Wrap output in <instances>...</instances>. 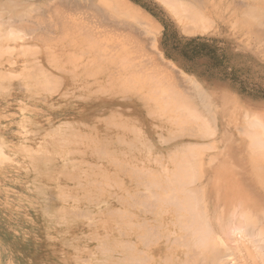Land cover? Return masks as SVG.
Wrapping results in <instances>:
<instances>
[{
  "label": "rangeland",
  "instance_id": "1",
  "mask_svg": "<svg viewBox=\"0 0 264 264\" xmlns=\"http://www.w3.org/2000/svg\"><path fill=\"white\" fill-rule=\"evenodd\" d=\"M245 199L264 213V0H0V264H264L261 219L217 226Z\"/></svg>",
  "mask_w": 264,
  "mask_h": 264
},
{
  "label": "bare ground",
  "instance_id": "2",
  "mask_svg": "<svg viewBox=\"0 0 264 264\" xmlns=\"http://www.w3.org/2000/svg\"><path fill=\"white\" fill-rule=\"evenodd\" d=\"M254 1V0H253ZM169 4V3H168ZM170 5V4H169ZM254 6V5H253ZM208 7V6H207ZM205 11V10H204ZM207 11V10H206ZM208 11H210V9H208ZM257 12V11H256ZM197 13V12H196ZM200 13H202L201 11H200ZM209 13V12H208ZM211 13V12H210ZM216 13V12H215ZM207 14V13H206ZM202 15V14H201ZM209 15V14H208ZM207 15V16H208ZM211 15H212V13H211ZM263 15V14H262ZM211 18V17H210ZM187 20V19H186ZM191 20H192V18H191ZM190 21V20H189ZM250 21V20H249ZM203 24H205V23H203ZM79 51V50H78ZM79 55V54H78ZM75 60H76V58H75ZM79 61V60H78ZM75 63V62H74ZM80 64H82V63H80ZM83 65V64H82ZM77 66H79V65H77ZM76 67V66H75ZM83 67V66H82ZM77 69V68H76ZM75 69V70H76ZM85 70V69H84ZM86 70H88V69H86ZM81 72V71H80ZM87 72V71H86ZM85 73V72H84ZM91 73V72H90ZM95 73V72H94ZM81 74V73H80ZM88 74V73H87ZM96 74V73H95ZM83 76H84V74H83ZM82 76V77H83ZM86 77V76H85ZM76 79H77V77H76ZM81 79V78H80ZM74 80V79H73ZM92 81V80H91ZM84 84V83H83ZM92 85V84H91ZM94 85V84H93ZM82 86V85H81ZM78 87V86H77ZM83 88H87V87H83ZM173 101V100H172ZM122 119V118H121ZM124 119V118H123ZM125 122H126V120H125ZM128 123V122H127ZM127 125V124H126ZM95 128H97V127H95ZM104 128V127H103ZM126 129V128H125ZM124 128H123V130H125ZM121 130V129H120ZM130 130V129H129ZM93 131V130H92ZM97 131H98V129H97ZM105 132H107V130H104ZM103 131V132H104ZM131 131V130H130ZM65 132V131H64ZM109 132V131H108ZM113 132V131H112ZM127 132V131H126ZM86 133V132H85ZM98 133V132H97ZM110 133V132H109ZM62 134H64V133H62ZM91 134V133H90ZM103 135H104V133H102ZM106 134V133H105ZM111 134V133H110ZM127 134V133H126ZM128 135V134H127ZM130 135V134H129ZM63 136H66V135H63ZM98 136V135H97ZM108 136H109V134H108ZM60 137H61V135H60ZM67 137V136H66ZM70 137V136H69ZM88 137V136H87ZM63 138V137H62ZM68 138V137H67ZM71 138V137H70ZM107 138V137H106ZM114 138V137H113ZM132 138H134V137H132ZM60 139V138H59ZM64 139H66V138H64ZM69 139V138H68ZM70 140V139H69ZM72 140V139H71ZM75 140H78V139H75ZM87 140V139H86ZM74 141V140H73ZM80 141V140H79ZM89 141V140H88ZM94 141V140H93ZM106 141V140H105ZM54 142V141H53ZM69 142V141H68ZM135 142V141H134ZM54 143H56V142H54ZM65 143V142H64ZM74 143V142H73ZM96 143V142H95ZM94 143V144H95ZM86 144H87V142H86ZM92 144V143H91ZM90 144V145H91ZM56 145V144H55ZM55 145H54V147H55ZM69 145V144H68ZM76 145H78V144H76ZM89 145V144H88ZM89 145V146H90ZM51 146H53L52 145V143H51ZM70 146V145H69ZM69 146H67V147H69ZM73 146H75V144H73ZM72 146V147H73ZM81 146V145H80ZM58 147V146H57ZM78 146H76V148H77ZM53 148V147H52ZM91 148V147H90ZM68 149V148H67ZM70 149V148H69ZM81 149V148H80ZM83 149H85V147L83 148ZM55 151H56V149H54ZM101 150V149H100ZM131 150V149H130ZM85 151V150H84ZM99 151V150H98ZM61 152V151H60ZM63 152V151H62ZM66 152V151H65ZM80 152V151H79ZM78 151H77V153H76V151H75V155L76 156H78V153H79ZM82 152H83V150H82ZM82 152H80V153H82ZM133 152V151H132ZM131 152V153H132ZM72 153H73V151H72ZM84 153V152H83ZM95 153V152H94ZM127 153V152H126ZM129 153V152H128ZM62 154V153H61ZM65 154V153H64ZM67 154V153H66ZM65 154V155H66ZM71 154V153H70ZM69 154V155H70ZM87 154H89V153H87ZM130 154V153H129ZM83 155V154H82ZM82 155H81V157H82ZM85 155V154H84ZM92 155V154H91ZM90 155V156H91ZM106 155H108V154H106ZM123 155V154H122ZM131 155V154H130ZM88 156V155H87ZM98 157H99V154L97 155ZM104 156V155H103ZM102 156V157H103ZM127 156V155H126ZM79 157H80V155H79ZM98 157H96V158H98ZM111 157V156H110ZM128 157V156H127ZM60 158V157H59ZM83 158V157H82ZM91 158V157H90ZM89 158V159H90ZM102 159V158H101ZM83 160V159H82ZM92 160V159H91ZM96 160V159H95ZM98 160V159H97ZM96 160V161H97ZM181 160V159H180ZM84 161V160H83ZM94 161V160H93ZM102 161H104V159L102 160ZM127 161V160H126ZM129 161V160H128ZM127 161V162H128ZM122 162V161H121ZM154 162V161H153ZM179 162H182V161H179ZM85 163H87V162H85ZM110 163V162H109ZM173 163V162H172ZM183 164H181L182 166L184 165V166H186V165H188L187 163L185 164L184 162H182ZM83 164V163H82ZM98 164V163H97ZM104 164V163H103ZM144 164V163H143ZM177 164V163H176ZM106 165V164H105ZM111 164H109V166H110ZM114 165V164H113ZM139 165V164H138ZM172 165V164H171ZM180 165V164H179ZM179 165H176L177 166V168L178 169H180L179 167L181 166H179ZM208 165V164H207ZM85 166V165H84ZM87 166V165H86ZM89 166V165H88ZM102 166H104V165H102ZM144 166V165H143ZM152 166H153V163H152ZM188 166H190V164L188 165ZM200 166H202V165H200ZM93 167V166H92ZM156 167V166H155ZM192 167H193V164H192ZM195 167V166H194ZM197 167V166H196ZM106 168V167H105ZM174 168H176V167H174ZM166 169V168H165ZM164 169V170H165ZM189 169H192L191 168V166H190V168ZM189 169H187L186 171L188 172L189 171ZM198 169V168H197ZM197 169H194V170H197ZM85 170V169H84ZM147 170V169H146ZM146 170H145V173H146ZM194 170H193V172H194ZM201 170V169H200ZM92 171V170H91ZM112 171V170H111ZM166 171V170H165ZM172 171H174V170H171V172ZM90 172V171H89ZM160 172V171H159ZM166 172H168V171H166ZM170 172V171H169ZM176 172V171H175ZM175 172H174V174H175ZM177 172H178V170H177ZM186 172V173H187ZM202 172V171H201ZM43 173V172H42ZM136 173H138V172H136ZM144 173V172H143ZM158 173V172H157ZM173 173V172H172ZM196 173V172H195ZM107 174H108V172H107ZM142 174V173H141ZM168 174H170V173H168ZM167 174V175H168ZM174 174H171L170 176H169V179H177V177H176V175H175V177H173V175ZM193 175V173H187V175ZM197 174V175H196ZM196 174H194L195 176H198V173H196ZM164 175L165 176H167L166 175V173H164ZM182 175H184V173L182 172ZM190 176L189 177V179L191 178V177H195V176ZM102 176V175H101ZM180 177H181V174L179 175ZM178 176V177H179ZM185 176V175H184ZM150 176H148V178H149ZM164 177V176H163ZM172 177V178H171ZM180 177H179V179H180ZM186 177V176H185ZM184 177V178H185ZM199 177V176H198ZM93 178V177H92ZM95 178V177H94ZM110 178V177H109ZM128 178V177H127ZM167 178V177H166ZM183 177H182V179H184ZM119 179V178H118ZM163 179H165V177L163 178ZM175 180L174 182L172 181V180H170V183L169 182H160V183H157V184H155V188H154V190L156 191L155 193H154V203H156L155 205H156V209H158L157 211H158V214H159V212H160V214L161 213H164V211H165V209H166V206H163V205H170V204H164V202L165 201H167V200H175V198L173 199V198H170V196L167 198V197H163V194H166V195H169V192H170V188L169 187H173V188H175L176 189V191L178 190H180L181 189V187L183 188V184L185 183H183L182 184V179L181 180ZM186 179V178H185ZM86 180V179H85ZM90 179H87V181H89ZM100 180H103V179H101V177H100ZM123 180V179H122ZM131 180V179H130ZM160 180V179H159ZM166 180V179H165ZM187 180V179H186ZM185 180V181H186ZM83 181V180H82ZM105 181V180H104ZM115 181V180H114ZM125 180H123V182H124ZM129 181V180H128ZM152 181V180H151ZM166 181H168V180H166ZM184 181V180H183ZM191 181H193V182H197V192L200 194V197L201 198H199V200L201 201V203H202V206H203V203L205 202V200H206V202H211L212 200H210V198L212 197V198H215V199H223V194L225 195V196H227L228 194H226V193H224L223 192V189H224V185H221V184H218V180H216V179H214L213 180V186H210L211 185V182H209L208 184H207V182H205V183H203V182H200V181H195V179H190V181L188 180V181H186V184L188 183L189 184V182L191 183ZM92 184V183H91ZM111 184H113V183H111ZM130 184H132V183H130ZM186 184H184V185H186ZM192 184V183H191ZM195 184V183H194ZM93 185H95V184H93ZM101 185H103V184H101ZM88 186V185H87ZM113 186H114V184H113ZM103 187V186H102ZM104 187H106V186H104ZM109 187V186H108ZM120 187H122V186H120ZM132 187V186H131ZM213 187H216V188H213ZM110 188V187H109ZM112 188V187H111ZM150 188H152L153 189V187H151V185H150ZM173 188L171 189V191H173ZM187 188V187H186ZM212 188V189H211ZM108 189V188H107ZM113 189V188H112ZM192 189V188H191ZM87 190H89L88 188H87ZM94 190V189H93ZM117 190V189H116ZM187 190V189H186ZM185 190V191H186ZM206 190H207V193H206ZM214 190H216L215 192H214ZM97 191V190H96ZM99 191V190H98ZM121 191V190H120ZM129 191H130V189H129ZM182 191H184V190H182ZM185 191H184V193H185ZM193 191L194 192H196L194 189H193ZM89 192H90V190H89ZM94 192V191H93ZM103 192V191H102ZM153 192V191H152ZM180 192H181V190H180ZM180 192H179V194H180ZM91 193V192H90ZM183 193V192H182ZM187 193V192H186ZM92 194V193H91ZM105 194V193H104ZM189 194V193H188ZM93 195V194H92ZM177 195H178V192H177ZM184 195V194H183ZM186 195V194H185ZM91 196V195H90ZM174 196H175V194H174ZM187 196V195H186ZM195 196H196V194H195ZM177 197L178 196H176V199H177ZM190 197V196H189ZM233 197V196H232ZM150 198V197H149ZM179 198V197H178ZM182 198V197H181ZM198 198V197H197ZM180 199V198H179ZM183 199H184V196H183ZM150 200H152V199H150ZM170 200V201H171ZM182 200V199H181ZM187 200V199H186ZM194 200V199H193ZM196 201V200H195ZM175 202V201H174ZM217 202H219V201H217ZM255 201H253V200H247V199H245V200H240L239 202H237V205L235 204L234 205V207H227V208H223L221 211H220V213H219V216H218V219H217V226H219L220 224H221V226H223V225H225V224H227L226 222L229 220V218L228 217H231V220H229V223L230 222H232V224H235V225H237L239 228L241 227V226H243V224L245 225H250V224H254V223H259L260 221H263L264 222V213H262L261 211H262V209H261V211H260V209H259V206L256 204V203H254ZM152 203H153V201H152ZM181 201H180V203H179V205L178 206H181ZM190 204H191V202H189ZM197 203V202H196ZM216 203V202H215ZM148 204V203H147ZM172 204H173V202H172ZM176 204H178V203H175V205ZM185 204V203H184ZM210 204V203H209ZM87 205V204H86ZM174 204L172 205V206H175ZM183 205V204H182ZM232 205V204H231ZM171 206V207H172ZM177 206V205H176ZM190 205L189 204H185V205H183L181 208L180 207H176V208H178V209H180V211H179V213H182L180 216H182L183 215V212H185V210L187 209L186 207H189ZM221 206V205H220ZM238 206H240L241 208H242V210H239V211H237L236 210V208L238 207ZM153 207H155L154 205H153ZM205 207V206H204ZM203 207V208H204ZM176 208H175V210H176ZM209 208V207H208ZM169 209H171L170 207H169ZM192 209V208H191ZM155 210V209H154ZM172 210V209H171ZM188 210V209H187ZM206 210V209H205ZM209 210V209H208ZM189 211V210H188ZM203 211V210H202ZM122 212V211H121ZM166 212V211H165ZM170 212V211H169ZM168 212V213H169ZM173 211H171V213H172ZM204 212V211H203ZM118 213H120V211L118 212ZM178 213V212H177ZM187 213V212H186ZM190 213V212H189ZM172 214H174V213H172ZM209 214V213H208ZM191 215V214H190ZM194 215V214H193ZM123 216V215H122ZM150 216V215H149ZM198 216H199V214H198ZM203 216H206V213H203ZM124 217V216H123ZM175 217V216H174ZM178 217V216H177ZM192 217V216H191ZM190 217V218H191ZM193 218V217H192ZM199 218V217H198ZM208 218V217H207ZM215 218V217H214ZM125 219V218H124ZM261 219V220H260ZM118 220V219H117ZM175 220V219H174ZM182 220V219H181ZM187 220V219H186ZM193 220V219H192ZM200 220V219H199ZM213 220V219H212ZM260 220V221H259ZM108 221H112V220H108ZM160 221V220H159ZM207 221L208 222H210L209 220H206L205 222L207 223ZM212 222V221H211ZM105 223H106V220H105ZM229 223L227 224V225H229ZM131 224V223H130ZM130 224H128V225H130ZM171 224V223H170ZM185 224V223H184ZM194 224V223H193ZM201 224V223H200ZM70 225V224H69ZM69 225H67L68 227H69ZM119 225V224H118ZM121 225V224H120ZM133 225V224H132ZM179 225V224H178ZM186 225V224H185ZM196 225V224H195ZM208 226H209V223L207 224ZM227 225H226V227H227ZM96 226V225H95ZM131 226V225H130ZM189 226V225H188ZM197 226H198V224H197ZM236 226V227H237ZM252 226V225H251ZM250 226V227H251ZM98 227V226H97ZM122 227V226H121ZM185 227V226H184ZM190 227V226H189ZM194 227V226H193ZM200 227H201V225H200ZM253 227V226H252ZM139 228V227H138ZM146 228V227H145ZM175 228V227H174ZM219 228V227H218ZM246 228V227H245ZM259 228V227H258ZM107 229H108V227H107ZM173 229V228H172ZM188 229V228H187ZM190 229V228H189ZM188 229V230H189ZM195 229V228H194ZM200 229V228H199ZM222 230H224L223 228H221ZM237 229V228H236ZM68 230V229H67ZM178 230V229H177ZM193 230V229H192ZM260 230V229H259ZM95 231V230H94ZM102 231H103V229H102ZM107 231V230H106ZM166 231V230H165ZM227 231V230H226ZM249 231H251V230H249ZM197 232H198V230H197ZM196 232V233H197ZM104 233V232H103ZM107 233V232H106ZM110 233V232H109ZM169 233V232H168ZM193 233V232H192ZM198 233H200V232H198ZM212 233V232H211ZM250 234H251V232H249ZM183 234V233H182ZM191 234V233H190ZM194 234H195V231H194ZM214 234V233H213ZM212 234V235H213ZM112 235V234H111ZM251 235H253V234H251ZM259 235H263L264 236V231L262 232L261 231V233H259ZM110 236V235H109ZM108 236V237H109ZM179 236V235H178ZM208 236V235H207ZM207 236H204V237H206V240H207ZM254 236V235H253ZM256 236V235H255ZM262 236V239H260V240H263L262 242L264 243V237ZM103 237V236H102ZM142 237V236H141ZM203 237V238H204ZM210 237V236H209ZM209 237H208V239H209ZM100 238V237H99ZM114 238V237H113ZM136 238V237H135ZM200 238V237H199ZM261 238V237H260ZM111 239V238H110ZM149 239V238H148ZM172 239V238H171ZM188 239H189V237H188ZM196 239V238H195ZM202 239V238H201ZM215 239V238H214ZM109 240V239H108ZM112 240V239H111ZM183 240H184V238H183ZM205 240V241H206ZM260 240H259V242H260ZM106 241V240H105ZM113 241H115V240H113ZM147 241V240H146ZM166 241V239H164V242ZM171 241V240H170ZM179 241V240H178ZM185 241V240H184ZM204 241V240H203ZM154 242V241H153ZM157 242V241H156ZM195 242V241H194ZM207 242V241H206ZM106 243V242H105ZM152 243V242H151ZM176 243V242H175ZM184 243V242H183ZM200 243V242H199ZM110 244V243H109ZM113 243H111V245H112ZM156 244V243H155ZM202 244V243H201ZM146 245H147V243H146ZM149 245V244H148ZM165 245V244H164ZM172 245V244H171ZM129 246V245H128ZM151 246V245H150ZM170 246V245H169ZM179 246V245H178ZM191 246V245H190ZM113 247H114V245H113ZM108 248V247H107ZM116 248V247H115ZM145 248V247H144ZM149 248V247H148ZM169 248H171V247H169ZM168 248V249H169ZM189 248V247H188ZM201 248V247H200ZM260 248V247H259ZM262 248V247H261ZM260 248V249H261ZM263 249H264V246H263ZM170 250V249H169ZM122 251V250H121ZM128 251V250H127ZM133 251V250H132ZM254 251V250H253ZM261 251H262V249H261ZM111 252V251H110ZM97 253V252H96ZM147 253V252H146ZM145 252H144V255L146 254ZM172 253V252H171ZM185 253V252H184ZM207 253V252H206ZM254 253V252H253ZM123 254H125V253H123ZM134 254V253H133ZM168 254V253H167ZM174 254V253H173ZM204 254H205V252H204ZM264 254V253H263ZM98 255V254H97ZM175 255V254H174ZM100 257H103V256H101V255H99ZM147 256V255H146ZM99 257V258H100ZM124 257V256H123ZM145 257V256H144ZM149 257V256H148ZM167 256H165V258H166ZM98 258V257H97ZM106 258V257H105ZM109 259V258H108ZM117 259V258H116ZM132 259H134V258H132ZM131 259V260H132ZM139 259V258H138ZM138 259H136L137 261H138ZM143 259V258H142ZM148 259V258H147ZM131 260H130V263H131ZM168 260V259H167ZM172 260V259H171ZM179 260V259H178ZM111 261V260H110ZM135 261V260H134ZM142 261V260H141ZM145 261V260H144ZM150 261V260H149ZM100 262H103V261H100ZM118 262V261H117ZM138 262H140V261H138ZM119 263V262H118ZM129 263V262H128ZM133 263V262H132ZM137 263V262H136ZM135 263V264H136ZM144 263V262H143ZM123 264V263H122ZM124 264H126V263H124ZM139 264V263H138ZM147 264V263H146Z\"/></svg>",
  "mask_w": 264,
  "mask_h": 264
}]
</instances>
